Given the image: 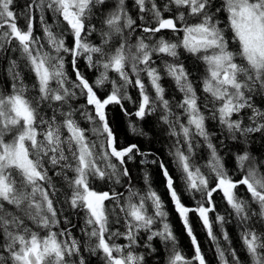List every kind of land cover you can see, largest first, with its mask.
<instances>
[{
  "label": "snow or ice",
  "instance_id": "snow-or-ice-1",
  "mask_svg": "<svg viewBox=\"0 0 264 264\" xmlns=\"http://www.w3.org/2000/svg\"><path fill=\"white\" fill-rule=\"evenodd\" d=\"M14 2L0 0V59L9 50L19 52L32 83L30 89L18 59H10L11 90H0V264H88L85 252L100 254L102 264H145V254L136 249L143 240L155 253L152 242L157 238L168 253L166 264H208L191 214L216 245L220 264H241L236 250L222 247L214 232V223L219 224L223 240L231 244L223 227L227 218L216 210V194L239 220L251 264H264V227L257 229L254 220L264 222V165L241 149L235 156L240 175L234 178L206 124L217 120L234 141L264 134V108L256 103V97L264 99V0H134L136 18L126 0H26L20 13L13 10ZM105 5L111 6L105 10ZM37 12L43 37L36 34ZM47 13L62 25L60 31L48 23ZM169 31L173 39L160 35L154 43L146 42ZM94 34L98 42L90 39ZM181 49L204 65L199 85L180 60ZM161 54L172 58L163 61L164 70L182 93L174 105L165 98L160 70L153 66V57ZM81 58L89 69H103L94 81L81 70ZM110 72L117 79H110ZM106 84L110 91L100 95ZM129 87L139 92L134 113L123 103L132 100ZM201 87L203 96L198 94ZM79 97L86 103L77 108L71 102ZM110 105L139 120L159 106V119L175 138L169 155L180 175L162 160L141 163L157 164L162 172L167 195L190 238L191 257L178 247L150 174H144L146 191L132 185L128 160L149 154L135 143L119 142L108 116ZM78 112L90 129L76 119ZM128 127L143 134L131 121ZM201 141L208 150L203 165L197 162ZM96 181L126 186L127 196L114 187L98 190ZM62 185L70 189L63 204L84 213V243L64 214ZM241 186L247 198L240 196ZM186 198L194 203H185ZM109 203L114 207L109 209ZM210 214H215L214 221ZM120 239L126 243H117Z\"/></svg>",
  "mask_w": 264,
  "mask_h": 264
},
{
  "label": "trees",
  "instance_id": "trees-1",
  "mask_svg": "<svg viewBox=\"0 0 264 264\" xmlns=\"http://www.w3.org/2000/svg\"><path fill=\"white\" fill-rule=\"evenodd\" d=\"M126 2L129 8L130 15H132L133 18H136L138 15V10L133 3L134 0H126ZM25 3L26 0H15L13 10L17 13L22 12L24 10ZM158 3H160V0H158ZM36 15V34L43 37V32L38 21L39 13L37 12ZM46 19L48 20V23L53 24L54 31H60L62 25H56L54 23V18L52 17L51 13L46 14ZM95 22L97 23L96 20ZM137 22L140 23L139 20ZM24 23L25 21L23 17H21L18 21V24L22 26ZM136 35H140V32L138 31ZM160 35H163L165 39L174 38L173 34L169 31L158 34L156 37L153 38V40L146 42L154 43L155 40L159 39ZM90 39H92L93 42L99 41V37L97 34H94L93 37H91ZM66 43H71L70 35H66ZM180 52V60L190 71L191 78H193L194 81L199 85L202 76L204 75V65L202 64V62L197 61L188 53L183 52L182 49L180 50ZM19 55V52H12L11 50H9L4 54V57L0 59V90L5 88L9 91L11 90L12 81L11 77L8 75L7 72L8 61L10 59H18ZM68 59H70V57L66 56V61ZM165 60L171 62L172 58L163 56L161 54L160 56H158V59L155 60L156 63L153 66L157 67L160 70L162 76L161 83L166 89L165 98L170 99V101L174 105L176 101L182 99V93L178 91L174 81L166 75L163 66V61ZM18 63L20 64V69L18 70H21L22 74L26 76L25 83L29 84V88L31 89L32 79H29L30 74L28 73V69L25 66V62L23 60L18 59ZM79 64L81 70L90 79V81H94L98 74L92 71L93 69H86V61L83 58L80 59ZM66 70L71 74V66L67 62ZM141 75L144 79L145 84L148 85V78L146 74L142 73ZM109 76L111 79H117L115 73L110 72ZM72 78L74 79V75H72ZM110 89L111 85L106 84L99 94L104 95L106 94V91H110ZM148 91L150 95H152L153 97L155 96L154 90L151 88L150 85H148ZM128 94L132 97V100L123 101L124 108L127 109L129 112L134 113L137 109V103L139 100L138 89H136L135 87H129ZM198 94L201 96L204 95L202 92V87L198 91ZM71 103L74 107L78 108L80 105L85 104L86 101L83 97H79L77 100H74ZM256 103L257 106L264 108V99L256 97ZM107 111L111 126L119 137V142L124 146H127L130 143H135L140 148L141 152L149 154L147 157L137 154L134 159L128 160L126 166L130 170L132 185L136 189H139L141 192L146 191L147 185L144 181V174L146 171L150 174L152 187L158 193L161 194V197L165 202V210L168 212V222L171 224L173 231L176 235L178 247L186 256L191 257L194 253V250L191 245L190 238L184 230L183 224L178 214L175 212L174 206L167 195L162 172L160 171L157 164L141 163V161L145 159H147L148 161H151L153 159L162 160L166 162V164L170 167L171 171L177 177H179L180 175L173 162L172 156L169 155V151L175 142V138L169 135L168 126L160 121L159 106H157L156 112L152 113L151 115L145 116L143 120H139L134 115L131 117L126 116L124 114V110H122L119 105H110ZM174 111L179 112V110L175 108ZM50 114L51 113L49 112V115ZM205 115L210 116L211 114L206 111ZM76 119L80 122L82 127L89 129L92 127V125L83 118L80 112L76 114ZM130 121L135 125V127L140 129L143 134L132 133L128 127ZM206 124L209 132L212 134L213 143L217 145L219 154L223 157L226 167L229 170L230 174H234V178H239L240 175L239 170L237 169L235 156L241 149L248 151L258 163L264 165V134H251L247 142H244L243 138H240L238 141H234L229 138V135L226 131L221 130V126L219 125V122L217 120L209 119L206 121ZM88 135L90 139H96V137L93 136L91 132H89ZM207 158L208 150L201 141V147L197 150V162L203 165L206 163ZM261 171H264V166L261 167ZM69 175H71V173ZM124 179L125 181L127 180V178ZM95 183L98 190H108L109 187H112V185H114L116 187V191L122 192L125 196H127L126 186L122 187L121 185H116L112 184L111 182L104 181H96ZM178 183L181 185V187L183 186L182 181L178 180ZM66 193L70 195V189H68L66 185H62V190L60 193V200L62 202L61 206L65 210L64 214L68 215L72 220L73 224L76 225V227L73 229L74 234L81 240L82 243H84L87 240V237L84 235L83 232H81V229L84 228V213L78 212V210H73L67 204H63L64 195ZM239 194L242 198L248 197V194L243 186L240 187ZM215 200L217 203V212L227 218V222L223 225V227L229 233V237L231 240L230 245L228 244V242H225L221 234L220 225L214 223V232L216 233L221 246L225 249H228L229 247L234 248L237 252L238 257L240 258L241 264H251V257L248 255L246 249L243 246V242L240 239L241 228L238 226L240 224L239 220L236 218L235 214L232 213V210L229 208L226 201L223 200L220 194L215 195ZM185 203L193 204L194 202L191 201L190 198H186ZM108 207L109 209H111L113 206L111 205V203H109ZM253 208H256V205H253ZM210 218L214 221L215 214H210ZM190 220L193 226L194 234L197 236V240L201 245L202 251L205 253V257L208 264H220L216 252V245L208 237L207 231L205 230L202 222L195 214L190 215ZM254 220L255 227L257 229L264 227V222H261L258 217L254 218ZM159 226L160 225L158 222L156 225H154V228H158ZM115 227H119V225H116ZM141 235L143 236L144 240H146L147 234L142 233ZM116 242L120 244L126 243V241H124L123 239L117 240ZM152 243L153 246L157 249L155 253H152L149 249L143 246V240L141 241V246L137 248L136 251L145 254V264H166V258L168 253L165 250L164 245L161 243L159 238L155 239ZM84 255L88 259V264H102L100 254L91 256L88 252H85Z\"/></svg>",
  "mask_w": 264,
  "mask_h": 264
},
{
  "label": "bare ground",
  "instance_id": "bare-ground-1",
  "mask_svg": "<svg viewBox=\"0 0 264 264\" xmlns=\"http://www.w3.org/2000/svg\"><path fill=\"white\" fill-rule=\"evenodd\" d=\"M134 3V2H133ZM111 5H106L104 8H105V10H107V8L108 7H110ZM94 23H96L95 22V20L93 21ZM134 42H135V38H134ZM154 58V60H157L158 59V56L156 57V56H154L153 57ZM86 69L87 70H89V68L88 67H86ZM93 70L92 71H94L95 73H97L98 74V76H99V74H100V71H102L103 69H96V68H92ZM111 79V78H110ZM112 187H114V188H116L114 185H112ZM113 207H114V205L113 204H111Z\"/></svg>",
  "mask_w": 264,
  "mask_h": 264
}]
</instances>
